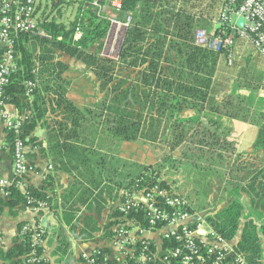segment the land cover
Instances as JSON below:
<instances>
[{
  "label": "trees",
  "instance_id": "1",
  "mask_svg": "<svg viewBox=\"0 0 264 264\" xmlns=\"http://www.w3.org/2000/svg\"><path fill=\"white\" fill-rule=\"evenodd\" d=\"M52 1L50 10L48 4L43 7L39 2L35 11L37 26L46 36L17 33V69L5 86L3 100L19 111L32 112L19 136L25 144L35 146L42 145L35 132L45 115V104L49 102L53 110L60 109L48 150L41 149L54 156L55 170L75 172L81 177L84 190L80 200L85 207L77 221L84 224L82 230L88 236L99 231L95 221L107 208L103 178L96 171L104 163H95L90 154L109 142V151L142 167L126 188L143 178V183H157L175 193L161 176V169L169 165L195 176L211 172L217 178V188L222 189L221 195L216 190L215 197L221 196L229 203L215 213L211 209L200 213L209 230L228 242L237 239L227 253L226 262L232 263L240 255L248 264H264V96L253 91L248 96L227 97L220 102L212 93L218 63L229 58L231 48L195 44L196 30L202 27L188 11V0H123V9L117 13L121 17L130 14L132 20L118 58L105 57L102 51L111 25L97 13L92 0L78 1L76 17L69 25L53 15V9L62 6L64 0ZM76 33H80L77 39ZM232 33L228 24H220L214 35L224 39ZM241 39L236 35V42ZM61 54L81 61L95 79L71 70L60 59ZM29 82L36 84L30 93ZM187 107L194 112L187 115ZM220 116L258 127L251 151L237 150L233 130L222 123ZM7 132L13 151L17 134L9 128ZM195 135L199 143L191 141ZM181 146L186 150L175 156ZM145 148L150 153L148 164L142 157ZM158 148H167L168 152L160 154ZM52 181L48 177L42 187H29L26 191L14 181L7 188L8 195H0V205L15 207L27 204L28 197H32L51 206L52 198L46 188L54 186ZM119 216L116 208L115 220L106 226L110 241ZM129 217L149 227L143 212H134ZM190 227L196 229V221ZM25 236L17 248L19 255L25 254L29 259L34 250L41 255V248L33 247L31 231ZM148 242V245L138 242L134 258H129L126 264H132L145 246H148L145 253H152L148 264H163L154 257L157 247L153 241ZM162 243L163 250L181 245L175 238H163ZM97 250L99 261L108 259V263L122 264L110 258L109 247ZM37 264L44 263L41 260Z\"/></svg>",
  "mask_w": 264,
  "mask_h": 264
},
{
  "label": "crops",
  "instance_id": "2",
  "mask_svg": "<svg viewBox=\"0 0 264 264\" xmlns=\"http://www.w3.org/2000/svg\"><path fill=\"white\" fill-rule=\"evenodd\" d=\"M224 1L188 0V11L195 15L198 23L202 25H199L202 28L198 30L214 34L218 25L217 15ZM62 57H60L61 60H63ZM228 60L223 59L218 63L213 97L222 102L227 97L237 99L240 96H248L253 91L264 96V57L259 51L249 41L241 39L234 45L232 62ZM47 97L50 99L49 96ZM6 105L12 118L19 116L27 118L32 113L29 109L19 111L12 104ZM45 109V115L35 132L42 145L26 144V152L34 165V171L25 178L24 186L20 188L23 191L29 187L38 189L45 185L48 177H52L54 186L46 188L52 198V205L37 210L28 204L21 203L15 207L0 205V264H37L31 262L30 258L26 259L25 254L19 255L17 251L18 246L25 241V235L30 231L34 242L36 233L43 234L38 237L37 246L42 250L41 260L44 264H85L82 257L84 252L92 253L107 247L112 250L110 257L114 259L116 256L119 262L124 264L126 256L112 247L111 241L106 237V226L115 220L113 213L119 207L129 181L140 173L136 171L133 175L129 166L135 165L138 169L142 167L134 163L132 159L122 158L116 152L109 151V142L103 145L101 150L91 152L90 155L95 163L97 161L104 163L99 165L96 171L103 178L102 185L106 190L104 198L107 201V208L102 212L101 218L95 221L100 230L88 236L82 230L84 224L77 221V217L85 207V203L83 205L80 200L81 192L84 190L81 187V177L75 172L55 170L54 156L49 151L41 149L44 147L48 150L49 139L56 128L55 123L59 119L57 115L60 111L58 108L53 110L49 102L45 104ZM220 117H222V123L233 130L232 139L237 141V146L240 145L242 148L253 144L257 139L256 125L227 116ZM7 129L6 122L0 121V176L13 182L16 177ZM116 162H121V165L127 167L129 171L123 173L117 171L118 167H113ZM112 173L119 176L113 177ZM126 179L127 181L124 182ZM93 215L94 212H92ZM151 239L160 250L161 238L152 235ZM236 242L237 240L230 242L231 246Z\"/></svg>",
  "mask_w": 264,
  "mask_h": 264
},
{
  "label": "built area",
  "instance_id": "3",
  "mask_svg": "<svg viewBox=\"0 0 264 264\" xmlns=\"http://www.w3.org/2000/svg\"><path fill=\"white\" fill-rule=\"evenodd\" d=\"M39 0H0V121H4L9 129H13L17 134L12 151L14 161V173L19 187L24 186L25 178L33 173L34 165L30 161L26 152V144L19 136L25 123V117L12 118L7 111V105L3 100L5 86L9 83L11 75L16 71L15 44L16 36L19 32L31 33L34 35L46 36L45 31L37 26L38 15L35 14ZM91 5L97 13L110 21V29L105 39V46L102 55L110 58H118V52L123 42L125 31L131 23L132 16L126 14L125 17L118 18L109 15L108 10L121 12L123 0H92ZM239 17L244 18L243 26H239ZM217 23L228 24L233 33L226 38L207 33L205 30H197L194 42L199 46H209L220 49L222 46L229 47V62H232V48L236 43V35L249 41L264 57V0H226L222 5ZM80 33H76L75 38H79ZM113 37L114 49L116 42L121 39L116 55L110 56L104 50L109 39ZM28 93L35 87L34 82H29ZM144 179L137 181L126 188L123 199L120 202L117 218L119 223L115 226V235L111 240V245L126 256L125 263H129V258H134V253L138 242L148 245L152 235L161 238H175L181 242L180 246L163 250L162 242L160 250L154 253L163 264H248L240 255L234 261L226 262L227 253L231 250L230 242L219 237L214 231L209 230L202 214L194 211L188 201L179 193H173L162 188L159 184L143 183ZM14 182V181H13ZM13 182L0 176V195L7 196V188ZM27 204L34 209H45L48 205L46 201L36 200L28 197ZM143 212L149 224L148 228L143 227L142 222L131 219L132 213ZM196 221V229H192L190 224ZM40 233L35 234L33 247L37 246ZM198 237V239H196ZM201 237V238H199ZM111 247V248H112ZM148 246H145L142 253L132 264H148L152 261V256L145 253ZM95 253L84 252L82 254L85 264H111L108 259L98 260ZM111 258V257H110ZM41 255H37L34 250L31 258L33 263L41 261ZM114 259L118 258L115 256ZM154 260V259H153ZM157 260V259H156ZM118 263L119 262L118 260Z\"/></svg>",
  "mask_w": 264,
  "mask_h": 264
},
{
  "label": "rangeland",
  "instance_id": "4",
  "mask_svg": "<svg viewBox=\"0 0 264 264\" xmlns=\"http://www.w3.org/2000/svg\"><path fill=\"white\" fill-rule=\"evenodd\" d=\"M79 0H64L63 5L60 7H55L53 9V15L57 16V19L59 21L64 22L65 24L69 25L74 18L76 17V13L78 10V5H79ZM39 2L42 3L43 7L48 4V10H50V5L51 3L53 4L52 0H39ZM58 8H62L61 12L58 13L57 10ZM109 15H112L114 17L122 18L119 13H115L114 11L108 10ZM58 13V14H57ZM112 13V14H111ZM218 17V15H217ZM114 38L111 37L109 39V43L106 46V49L104 50L107 54L110 56L116 55V51L118 50V47L120 45L121 39H119L116 44L114 49H112ZM62 61L67 64V66L71 70H79L84 72L90 77H94L95 75L89 71L86 65H84L81 61L76 59L75 57H71L66 54H62ZM194 112V109H191L189 107L186 108V113L192 114ZM196 135L191 139V141L199 143V140L197 139ZM235 142H237L235 140ZM193 145V143H192ZM253 144L250 145H245L244 147L241 148L240 145H238L236 148L240 152L244 151H251L253 149ZM186 150V147L181 146L179 149H177L174 152L175 156H179L180 152ZM158 151L160 154H162L164 151L168 152V149H161L158 148ZM142 157H144V162L149 163V157L150 153L148 148H145V152L142 154ZM130 164V163H128ZM128 166V165H127ZM114 168H117V171H121L123 173L124 171L126 172L128 170L127 167H124L121 165V162H116L115 165H113ZM131 173L134 175V173L137 171V167L135 165H130L129 166ZM129 171V170H128ZM162 172V177L170 184L172 190L176 193L181 194L191 205L193 209H195L198 212H204L206 209H211L213 213L219 211L221 208L226 206V204L229 203V201H223L220 197H215L216 195V190L217 188V178L211 173L207 171H203L205 174H202L197 178L198 176H195L194 174L188 172L186 169H179L178 167H173L172 165L166 166L165 168L161 169ZM113 177H118L119 175H115V173H112ZM132 175V176H133ZM212 175V176H210ZM213 177V179H212ZM122 180V178H120ZM124 180V182H126ZM220 191V192H219ZM222 194V189H218V195ZM244 224V219L241 220V226ZM237 240V239H236ZM234 240V241H236Z\"/></svg>",
  "mask_w": 264,
  "mask_h": 264
},
{
  "label": "water",
  "instance_id": "5",
  "mask_svg": "<svg viewBox=\"0 0 264 264\" xmlns=\"http://www.w3.org/2000/svg\"><path fill=\"white\" fill-rule=\"evenodd\" d=\"M237 23H238L239 26L242 27L243 23H244V18L243 17H239Z\"/></svg>",
  "mask_w": 264,
  "mask_h": 264
}]
</instances>
